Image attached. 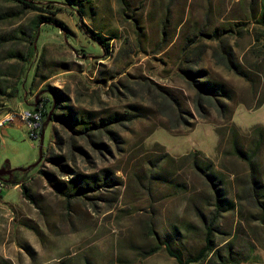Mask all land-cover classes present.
<instances>
[{
  "label": "rangeland",
  "instance_id": "rangeland-1",
  "mask_svg": "<svg viewBox=\"0 0 264 264\" xmlns=\"http://www.w3.org/2000/svg\"><path fill=\"white\" fill-rule=\"evenodd\" d=\"M262 5L263 0H76L80 18L62 10L56 16L68 30L42 24L29 65L24 31L39 11L0 0V116L31 110L40 94L49 96L50 86L80 111L131 116L115 126L122 141L110 153L91 151L76 164L88 170L108 166L117 183L70 200L40 174L48 162L32 165L39 138L30 136L27 121L0 128V167L7 162L14 169L11 182L0 178V264H182L164 244L148 255L142 251L168 239L183 256L194 253L204 243L207 222L220 263L210 253L190 264H264V220L248 187L252 173L264 183V136L253 165L232 144L236 130L245 148L254 146L253 127L264 126V100L257 106L264 98V40L256 22ZM79 23L107 36L108 51ZM216 28L220 35L213 37ZM221 38L253 86L215 61L212 51ZM202 42L208 46L197 66L232 92L222 97L224 116L212 107L206 117L195 114L194 89L179 70L188 49ZM150 82L174 92L194 115L189 125L168 126L146 87ZM14 87V95L7 93ZM53 126L49 121L44 127L43 151L53 140ZM195 158L211 162L212 180ZM22 182L34 200L23 195ZM216 197L232 207L215 209Z\"/></svg>",
  "mask_w": 264,
  "mask_h": 264
},
{
  "label": "trees",
  "instance_id": "trees-1",
  "mask_svg": "<svg viewBox=\"0 0 264 264\" xmlns=\"http://www.w3.org/2000/svg\"><path fill=\"white\" fill-rule=\"evenodd\" d=\"M23 8H30L39 11L38 14L29 22L24 33L26 34L29 44L26 51L25 59L28 64L32 62V56L35 54L37 46L36 39L41 30L42 24L53 26L54 28L68 30L67 25L56 16V13L62 10H69L77 18H80L81 11L75 6L76 0H13ZM57 3H61L59 5ZM81 3V2H80ZM79 4V3H78ZM46 12V13H45ZM256 22H258L259 39L264 40V0L262 11ZM85 31L94 39V41L108 51V38L101 32L94 30L85 23L80 24ZM213 37L220 35L216 28L211 32ZM65 36L69 39V35ZM208 44L202 42L188 49L184 56V64L179 67L181 75L186 79L187 83L194 89L193 107L195 114L200 117H206L208 108L212 107L220 116L225 115V104L222 97H232L231 90L221 81L212 79L208 76L209 72L204 67L197 66L201 60L202 54ZM85 52V48H82ZM212 55L215 61L224 65L226 68L233 70L238 75L249 80L253 86L254 82L248 72L242 67L237 60L234 50L225 38L219 39L218 47L214 48ZM36 75V68L35 74ZM149 91L153 92V102L156 109L168 119V126L176 128L179 125H189L190 119L194 117L193 113L184 108L174 94V92L159 83L150 82L146 84ZM46 90V89H43ZM3 92V90H1ZM49 96L39 95L37 100L43 99L42 102V127L49 116V121H53L54 132L53 140L46 151H43V158L49 163V166L42 164L39 172L45 177L47 183L52 189L65 199L70 200L74 197H89L92 192L97 191L101 187L113 186L117 183L115 172L108 166H102L95 170L80 169L76 166L78 159H88L90 152L94 151L98 154L110 153L112 146H118L121 141V135L116 130V125H125L131 120V116L125 112L114 111L107 115H97L91 110H78L73 104L66 102L65 95L62 90L55 86H50ZM14 95L15 87L12 91L7 92ZM264 98H260L257 106L261 105ZM34 103V102H33ZM47 122V123H48ZM58 122L59 125H56ZM253 132L257 133L258 142L254 146L245 148L237 138V131L233 134V150L236 154L252 165L257 158V152L260 146V140L264 136V126H254ZM41 159V160H42ZM194 165L201 169L205 175L212 180L213 172L210 170L211 162H199L196 158ZM13 177L9 178L11 182ZM13 183H18L14 181ZM22 193L24 196L34 200L29 191L28 186L22 182ZM248 187L250 188V196L254 202L259 204L262 211V219L264 220V183L259 176L252 173ZM217 186L214 190H217ZM217 194V193H216ZM218 195V194H217ZM233 203L227 205L220 201V197L215 199V209H228ZM213 225L207 222L205 225L204 243L194 253L183 256L177 249L172 247L168 239H159L153 245L143 250L144 255L157 251L164 244L166 251L175 256L182 264H190L200 262L206 259L211 253L213 257L219 259L218 249L212 237ZM154 232V229H151ZM158 238V236H157ZM211 260V257L209 258ZM220 263L219 261H217Z\"/></svg>",
  "mask_w": 264,
  "mask_h": 264
},
{
  "label": "built area",
  "instance_id": "built-area-1",
  "mask_svg": "<svg viewBox=\"0 0 264 264\" xmlns=\"http://www.w3.org/2000/svg\"><path fill=\"white\" fill-rule=\"evenodd\" d=\"M42 102H43V99L36 100L31 110L22 109V110H17L13 112H8L3 117H0V127L6 122L12 121L13 115H17L22 120V122L27 121L29 130H30L29 131L30 136L36 139L39 138L41 128H42V120H43ZM2 186L3 185H0V190Z\"/></svg>",
  "mask_w": 264,
  "mask_h": 264
},
{
  "label": "water",
  "instance_id": "water-1",
  "mask_svg": "<svg viewBox=\"0 0 264 264\" xmlns=\"http://www.w3.org/2000/svg\"><path fill=\"white\" fill-rule=\"evenodd\" d=\"M36 101V100H35ZM34 101V103H35ZM51 112L48 113V118L44 123V126L41 128V132H40V136H39V146H38V157L37 159L32 163V165L37 164L41 161L42 157H43V148H42V142H43V135H44V127L47 124L48 120H49V116H50ZM12 123H17V124H21L23 123L22 120L17 116V115H13L12 116ZM29 167V166H27ZM13 169V168H12ZM20 169H25L24 167H20ZM1 177V175H0Z\"/></svg>",
  "mask_w": 264,
  "mask_h": 264
},
{
  "label": "flooded vegetation",
  "instance_id": "flooded-vegetation-1",
  "mask_svg": "<svg viewBox=\"0 0 264 264\" xmlns=\"http://www.w3.org/2000/svg\"><path fill=\"white\" fill-rule=\"evenodd\" d=\"M13 170L14 169H12L7 162L2 164L0 167L1 178L4 179V177H7V176H9L10 178L13 175Z\"/></svg>",
  "mask_w": 264,
  "mask_h": 264
},
{
  "label": "crops",
  "instance_id": "crops-1",
  "mask_svg": "<svg viewBox=\"0 0 264 264\" xmlns=\"http://www.w3.org/2000/svg\"><path fill=\"white\" fill-rule=\"evenodd\" d=\"M0 117H3V116H0ZM4 127H6L5 124H3L0 128H1L2 130H4Z\"/></svg>",
  "mask_w": 264,
  "mask_h": 264
},
{
  "label": "bare ground",
  "instance_id": "bare-ground-1",
  "mask_svg": "<svg viewBox=\"0 0 264 264\" xmlns=\"http://www.w3.org/2000/svg\"><path fill=\"white\" fill-rule=\"evenodd\" d=\"M0 185H2V181H1V179H0Z\"/></svg>",
  "mask_w": 264,
  "mask_h": 264
}]
</instances>
